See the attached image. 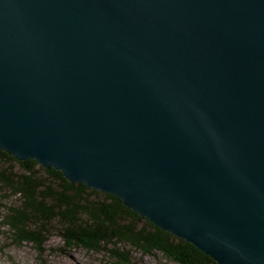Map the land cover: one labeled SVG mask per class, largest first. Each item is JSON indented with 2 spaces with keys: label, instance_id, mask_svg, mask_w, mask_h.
<instances>
[{
  "label": "water",
  "instance_id": "1",
  "mask_svg": "<svg viewBox=\"0 0 264 264\" xmlns=\"http://www.w3.org/2000/svg\"><path fill=\"white\" fill-rule=\"evenodd\" d=\"M0 149L264 264V0H0Z\"/></svg>",
  "mask_w": 264,
  "mask_h": 264
},
{
  "label": "trees",
  "instance_id": "2",
  "mask_svg": "<svg viewBox=\"0 0 264 264\" xmlns=\"http://www.w3.org/2000/svg\"><path fill=\"white\" fill-rule=\"evenodd\" d=\"M16 162L23 173H15L6 163ZM0 182L19 194L23 207L11 218V226L20 238L37 240L29 233L26 212H32L39 223L60 219L64 222V236L69 243L100 250L102 243L129 242L139 246L145 253L161 251L180 264H217L193 243L156 226L149 219L140 216L122 199L106 192L89 188L82 182H71L62 171L40 165L34 159L17 160L0 149ZM144 219L150 226L138 227L136 222ZM122 263L128 259L113 250Z\"/></svg>",
  "mask_w": 264,
  "mask_h": 264
},
{
  "label": "rangeland",
  "instance_id": "3",
  "mask_svg": "<svg viewBox=\"0 0 264 264\" xmlns=\"http://www.w3.org/2000/svg\"><path fill=\"white\" fill-rule=\"evenodd\" d=\"M4 165L15 173H23L16 162ZM23 202L19 194L0 182V264H124L113 250L122 253L128 264H180L161 251L148 254L129 242H103L100 250L69 243L61 218L39 223V218L32 212H26V228L37 236V240L22 239L9 222L11 218L20 217L17 213ZM136 225L150 229L144 219L138 220Z\"/></svg>",
  "mask_w": 264,
  "mask_h": 264
}]
</instances>
